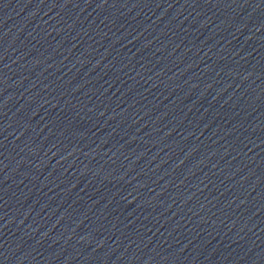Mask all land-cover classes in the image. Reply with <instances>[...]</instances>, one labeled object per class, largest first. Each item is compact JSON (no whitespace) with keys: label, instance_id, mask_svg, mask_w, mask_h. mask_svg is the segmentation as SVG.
Wrapping results in <instances>:
<instances>
[{"label":"water","instance_id":"95a60500","mask_svg":"<svg viewBox=\"0 0 264 264\" xmlns=\"http://www.w3.org/2000/svg\"><path fill=\"white\" fill-rule=\"evenodd\" d=\"M0 264H264V0H0Z\"/></svg>","mask_w":264,"mask_h":264}]
</instances>
